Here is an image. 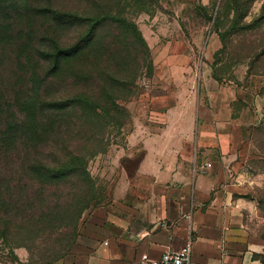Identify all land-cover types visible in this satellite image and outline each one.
<instances>
[{"label":"rangeland","instance_id":"374dc122","mask_svg":"<svg viewBox=\"0 0 264 264\" xmlns=\"http://www.w3.org/2000/svg\"><path fill=\"white\" fill-rule=\"evenodd\" d=\"M51 12L85 19L110 16L115 25L102 30L104 39L93 49L99 54L96 63L76 58L65 62L62 71L70 81L79 70L97 76L101 88L93 85L96 79L44 86L40 98L48 111L42 115L49 116L53 104L87 91L102 105L111 98L113 106L75 118L77 126L64 118L61 128L54 123L44 136L39 129L27 132L28 113L17 106L32 89L20 57L52 45L54 35L72 47L90 28L58 30ZM263 17L264 0L0 2V132L20 119L12 145L16 150L8 155L11 167L17 159L25 165L80 154L90 176L89 181L68 176L46 189L37 185L35 217L23 223L17 221V179L24 184L26 177L17 176L15 165L5 171L0 155V264L59 263L79 236L102 235L104 229L141 247L152 234L173 227H149L139 219L128 226L126 219L137 216L132 209L141 216L142 209L162 204L164 197L174 199L186 184L191 224L201 223L207 213L227 223L237 216V205L242 223L217 227L218 241L209 243L210 253L198 240L199 230L183 227L188 242L195 243L196 264H264V251L247 249L251 237L264 245ZM201 185L213 186L209 200L196 198ZM86 193L94 198L90 207L70 224L71 206ZM41 205L57 217L42 220ZM62 252L67 255L59 259Z\"/></svg>","mask_w":264,"mask_h":264},{"label":"trees","instance_id":"16d2710c","mask_svg":"<svg viewBox=\"0 0 264 264\" xmlns=\"http://www.w3.org/2000/svg\"><path fill=\"white\" fill-rule=\"evenodd\" d=\"M7 1L9 2L13 0H1L0 2L3 4ZM50 19L58 30L59 28L78 29L83 26H88L90 28L88 33L84 36H80L72 47L66 48L60 43L58 36L54 35L49 37V41L52 42V45L47 46L45 49H39L36 53L33 51L26 52L20 57L21 60L19 62L22 68H25L29 75L28 79L30 80L32 89L31 94L27 97V99L20 102L17 106H23L24 113H28L26 119H29L30 125H32H29L27 132L39 129L44 136H46L49 130L51 131L53 129L54 123L61 128L62 126L60 123L64 120V118L72 120L71 122L73 123L75 118L80 117L81 120L82 116L87 113H98V110L106 111V109H108L107 107L113 106L111 98L108 99L106 104L102 105L97 102V98L94 97V93L87 91L85 93L75 95L74 97H70L66 101H60L58 104H53L48 107L51 114L49 116L42 115L45 111H48L45 108L46 103L42 102L40 98V91L42 87L54 83H57V87H59L68 83L79 84L80 80L91 82L96 79L97 76L88 77L87 75L85 76V71L79 70L74 74V79L71 81L65 80L62 77V71L65 67V62L76 58L84 59L85 57H90L91 61L96 63V61H98L99 54L95 53L93 49L94 47H97L98 44H101L104 39H102L100 34L104 31V29H112L115 25L114 18L110 16L85 19L74 14L51 12ZM119 25L120 23H118V26ZM42 71L45 73L44 77L40 75ZM107 76H109V73H107ZM93 85H96V89L101 88L97 79L93 82ZM78 111L82 113V115L78 116ZM74 124L77 126L76 121ZM66 126L67 123L64 127ZM19 127L20 119H17V123L10 124L8 129L0 132V155L4 156L6 161L3 168L5 171L9 170L12 172L13 166L15 165L17 168V176L23 174L26 177L24 184H22L23 179H17V221L22 219L23 223L24 221L29 223L30 220L34 219V213L37 211V206L35 207L39 200V197L35 192V187L37 185L40 186L41 189H46L49 184L58 180H63L68 176L80 177L86 181L90 180V176L87 173V163L85 158L80 154H69L66 155V158L57 156V160L50 163H45L42 160L32 162L29 161L25 165H21L20 161L17 159V162L12 164L11 167V161L9 159L10 156L8 155L13 153L10 152L11 150H16L12 147V145L13 143H17V133L19 131ZM27 139L28 142H30V138ZM88 194L89 193H86L84 198L82 197V200L76 199V204L74 203V206H71L70 210L72 212V222L70 224L74 225L77 221H79V219L83 216V213L90 207L94 198L93 195ZM78 207L80 208L78 209ZM48 211L50 212L47 214ZM40 212L42 213V220L46 215L47 218L53 215L54 217H57L56 211H53L48 207H43L42 205L40 206ZM66 252L69 253L70 250H67ZM66 252L59 254V259H63L67 255Z\"/></svg>","mask_w":264,"mask_h":264},{"label":"crops","instance_id":"0c3cea01","mask_svg":"<svg viewBox=\"0 0 264 264\" xmlns=\"http://www.w3.org/2000/svg\"><path fill=\"white\" fill-rule=\"evenodd\" d=\"M159 187L161 186H155L156 189ZM212 188L213 186L203 187L201 185L198 187V193L196 192L198 194L196 195V198L199 197L203 200H209L213 191ZM181 189L182 190L179 191L177 190L179 195H175L174 199L164 197L163 205L159 204L158 201L152 206L150 205L148 208L146 207L145 209H142L141 216L138 215V209H132V212L136 213L137 216L126 219V221H128V226L139 223L137 221L139 219V221L144 222L147 226L149 224V227L155 225L173 227L170 231L166 228L159 231L157 234H152L141 244V247H138L131 239L116 238L112 233H107L106 229H104L105 234L102 235L98 233H94L93 235L84 234L79 236L76 245L70 254L61 262L55 264H141V259L146 253L152 258H158L168 250L178 251L182 249L188 243L189 239V233L186 232V234H184L183 227L186 231L192 226L194 230H199L201 234L198 240L200 238L204 240L205 245L207 246V252L210 253L209 243H215L218 241V239L214 237V231L217 227L228 225L229 227L231 226V228H235L242 225L239 219V205L235 206V208L233 207V214L237 213V216L233 217L234 219H229V222L227 221V223L225 219H215L210 216V213H207L202 217L201 223L197 225V222H193L191 224L192 215H186L188 212V203H190L188 193L189 185L186 184ZM185 190H187V192ZM214 202L210 207L211 209L214 208L217 200L215 203ZM183 215H186L185 219ZM203 225L204 227L202 228ZM104 228L106 227L104 226ZM176 239L179 240V242L175 246ZM192 242L194 248L195 243L194 241ZM247 249L251 254H259L264 251V245L257 238L251 237L247 241ZM229 259L234 262L237 258L230 257ZM193 260V264H196L194 254Z\"/></svg>","mask_w":264,"mask_h":264},{"label":"built area","instance_id":"2783aa9c","mask_svg":"<svg viewBox=\"0 0 264 264\" xmlns=\"http://www.w3.org/2000/svg\"><path fill=\"white\" fill-rule=\"evenodd\" d=\"M141 264H193V242H189L180 250H168L158 258L144 255Z\"/></svg>","mask_w":264,"mask_h":264}]
</instances>
